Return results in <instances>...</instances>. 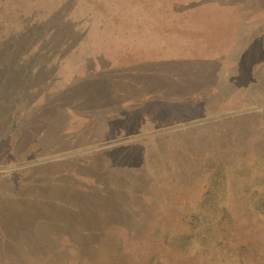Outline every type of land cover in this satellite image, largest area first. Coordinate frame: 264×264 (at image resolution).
Masks as SVG:
<instances>
[{"label": "rangeland", "instance_id": "obj_1", "mask_svg": "<svg viewBox=\"0 0 264 264\" xmlns=\"http://www.w3.org/2000/svg\"><path fill=\"white\" fill-rule=\"evenodd\" d=\"M34 1L0 0V264H264V0Z\"/></svg>", "mask_w": 264, "mask_h": 264}, {"label": "trees", "instance_id": "obj_2", "mask_svg": "<svg viewBox=\"0 0 264 264\" xmlns=\"http://www.w3.org/2000/svg\"><path fill=\"white\" fill-rule=\"evenodd\" d=\"M37 0H35L34 2H36ZM141 1V4H142V6H144V5H146L144 2H145V0H140ZM153 1H157V0H151L150 1V3H153ZM187 4H185L187 7H189V6H192L193 5V7L195 8V9H198V7L201 5V6H210L211 5V3H221V4H231V3H238V1H234V0H184ZM165 3H164V6L163 7H165L166 9H170L173 5L175 6V3H176V0H165L164 1ZM180 2L181 3H183V1L182 0H180ZM149 3V4H150ZM195 4V5H194ZM189 5V6H188ZM147 7V6H146ZM141 12V11H140ZM141 13H144V12H141ZM170 19L171 20H173V18L171 17V15H170ZM192 20L193 21H195L193 18H192ZM197 20V19H196ZM198 26H200L199 24H197ZM143 29L144 30H146V28L145 27H143ZM185 34H186V36H188V37H191V39H193L194 38V36H192V35H190V34H188L187 33V31H185ZM194 40V39H193ZM244 116H248V115H242L241 117H244ZM59 160H55V162H58ZM45 163V162H44ZM49 163V162H48ZM46 165L45 164H31V165H28V166H26V167H24V168H20L21 170H18L17 172H11L10 173V175H17L18 173H20L21 171H31V170H33V169H35V168H38V167H42V168H44ZM17 169H19V168H17ZM16 168L15 169H12V170H17ZM5 174V173H4ZM7 174V173H6ZM7 176H9V175H7ZM7 176H5V177H3V178H7ZM239 247H240V255H241V257L243 258V255L246 253V252H248V248H247V246H246V243H241L240 245H239Z\"/></svg>", "mask_w": 264, "mask_h": 264}, {"label": "water", "instance_id": "obj_3", "mask_svg": "<svg viewBox=\"0 0 264 264\" xmlns=\"http://www.w3.org/2000/svg\"><path fill=\"white\" fill-rule=\"evenodd\" d=\"M94 149H97V148H94ZM94 149H91V150H94ZM85 152H87V151H85ZM75 154H78V153H75ZM74 154H70V155H65L66 157H68V156H73ZM65 156H62V157H65ZM59 158V157H58ZM58 158H51V159H49L50 161L51 160H55V159H58Z\"/></svg>", "mask_w": 264, "mask_h": 264}]
</instances>
